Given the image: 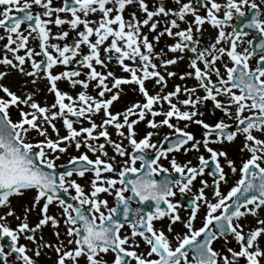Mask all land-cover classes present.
<instances>
[{
	"label": "snow or ice",
	"instance_id": "1",
	"mask_svg": "<svg viewBox=\"0 0 264 264\" xmlns=\"http://www.w3.org/2000/svg\"><path fill=\"white\" fill-rule=\"evenodd\" d=\"M174 3L175 7L163 2L150 6L149 0H61L59 5L54 0H0V41H4L0 45V65L6 69L0 71V80L10 70H16L32 77L33 84L37 79L46 80L47 92L54 96L53 103L41 105L34 99L35 93L17 95L0 84V208L7 209L0 214V241H5L0 243V264H37L34 257L47 248L56 253L55 264H264V247L260 244L264 219L257 215L264 208V139L254 135L264 134L261 6L255 0ZM133 6L135 10L126 19L125 11ZM245 6L251 15L237 29L230 22L234 16L245 17ZM200 8L206 10L205 16L198 14ZM189 14L193 20L181 29L178 21H185ZM162 21L163 27L158 30ZM206 22L218 34L210 38L207 47L198 50ZM50 25L58 31L53 33ZM62 25H67L68 30L62 29ZM226 26L232 27V31L225 32ZM248 30L255 34L253 40L246 41L251 50L237 51L238 44L244 43L243 38L250 34ZM70 31L74 35L68 40ZM194 31L198 34L195 38ZM149 33H154L151 39ZM163 36L175 41L167 45L168 52L187 50L195 54L194 58L189 56L191 71L179 77L194 79L195 86L177 84L173 90L164 91L167 78L176 76L169 66L183 56L165 58L167 53L163 49L157 52L156 43ZM255 37L259 40L254 43ZM30 41L38 42L36 48L30 46ZM257 55L255 66L250 65V59ZM113 61L127 77L97 70V66L108 69ZM26 63L30 70L25 68ZM58 65L64 70L54 73L52 69ZM61 80L68 81L72 88L79 86V91L75 95L61 91L57 83ZM149 80L159 85L155 94L145 87ZM125 84L137 85L143 102L132 104L123 112H112L121 85ZM90 87L96 90L95 95L89 94ZM208 101L234 125L224 120L210 125L197 118L203 115L198 106ZM12 108L17 111V120L11 118ZM101 113L97 123L93 117ZM56 120L62 122L66 135H59ZM140 121L151 129L167 127L171 131L157 143L152 142V137L158 131H148L137 139L134 125ZM181 121L185 122L183 127ZM76 123L81 127H74ZM45 124L57 139L49 137ZM191 124L203 129L200 139L187 130ZM109 126L122 138L120 142L111 139ZM31 131L44 139L31 142ZM238 135L244 140L241 151L248 153L239 168L225 151L210 146L231 143ZM123 140H127L128 147ZM106 145H111L114 155H108ZM72 146L86 151L71 156L57 174L55 161ZM201 148L209 155L200 154L196 165L170 158L174 152H200ZM117 156L126 158L118 161ZM162 160H167L169 166L165 167ZM224 165L233 176L239 173L226 193L220 190L222 182L228 183L229 173ZM206 169L212 177L211 185L200 179V187L193 192L194 181L203 177ZM86 173L93 174L87 191L73 179ZM162 174V179L155 178ZM209 187L213 189V199L206 195ZM29 191L35 194L21 217L12 209L11 201ZM177 193L182 197L191 193L186 218L179 214L183 205L175 200ZM62 194L75 203L67 202ZM102 194L114 197L116 207H110ZM54 202L61 209L66 243L60 239L59 231L54 233L55 244L43 241V236L38 242L37 231L46 226L59 228L61 220L48 214ZM132 203L143 207L133 209ZM37 208L40 218L30 226L28 215ZM201 209V226L196 227L194 222ZM249 215L257 217L259 226L245 232L240 221ZM8 217L19 223L12 227ZM164 218L168 220L167 232L154 224ZM177 223L184 231L174 233L173 225ZM126 226L128 231L122 232ZM21 237L34 247L19 243ZM218 240L224 241L222 249L214 247ZM141 243L145 250L137 251ZM230 243L235 247H228Z\"/></svg>",
	"mask_w": 264,
	"mask_h": 264
},
{
	"label": "flooded vegetation",
	"instance_id": "2",
	"mask_svg": "<svg viewBox=\"0 0 264 264\" xmlns=\"http://www.w3.org/2000/svg\"><path fill=\"white\" fill-rule=\"evenodd\" d=\"M156 1H158L159 3L160 2H165V0H156ZM218 2L223 4V3L226 2V0H218ZM255 2L258 5L261 6V17L260 18L264 19V0H255ZM175 6H176L175 3L173 2V7H175ZM243 10L245 12V17L234 16V19L230 22V24L236 26L237 29H239L241 27V25H242V22H246L247 18L251 15V12H250V10H249V8L247 6H245ZM198 14L201 15V16H205L206 15V10L204 8H200ZM218 15H220V18H222V14H218ZM192 20H193V17L191 16V14H189L186 17L185 21H178V23L180 24V28L183 29V28L187 27V24L190 23ZM202 27L207 28V32H206V34L203 33V36L207 35L209 38L214 39L216 37V35L218 34V30L216 28L212 27L207 22ZM173 30L176 31V29H173ZM224 30H225V32H230V31H232V27L226 26L224 28ZM248 31H249L250 34L243 38L244 41H245L244 43L238 44L237 51H243L245 48H249V50H251V46H249L246 43V41L247 40H253L255 34L252 33L251 30H248ZM193 35H194V38H195L198 34L194 31ZM258 40H259V37H255L254 43L258 42ZM188 55L189 56H195V54H192L190 52H188ZM224 59L226 60L227 58L224 57ZM257 59H258V55L253 57V58H251L250 61H249L250 65L255 66V63H256ZM221 70L223 71V69H221ZM213 80H215L214 76H213ZM153 87H155V85H151L149 87V89L153 90ZM129 93H130L129 98L130 99H134L135 95L132 92H129ZM141 97H142V95H141ZM142 99H143V97H142ZM203 105H207L208 113H206V111H205L202 116H199L197 118L204 120L206 123H208L210 125L215 124L216 122H218L220 120H224L226 123H228L230 125H234L235 122L232 121V120H229L224 115V113L222 111H220L219 109H216L214 107V105H212L211 101H208V102H206ZM130 119H134V117H131ZM156 119L160 120V119H162V117H156ZM173 122H175V121H173ZM184 123L185 122L181 121L180 122V126L183 127ZM134 128H135L136 133H137V136H136L137 139L142 138L143 134H145L148 131H153V132H157L158 131L159 134L158 135H154L152 137V142H154V143H157V142L161 141L163 139L164 135L168 134L171 131L167 127H162V128H160L158 130L148 128L146 126L145 121H140L137 125H134ZM187 130L192 132L196 136L197 139H200L201 136H202L203 129L200 126H198V125L191 124ZM254 135H256L257 137H259L261 139H264V134H262V133L254 132ZM117 137L118 136H116L115 139ZM126 142H127V140H126ZM243 142H244L243 136L242 135H238L237 138L231 143L225 142V143H222V144H212L210 146L213 147L214 149L225 151L227 153L228 159L233 160L235 162L237 168H239V166L241 164V161L248 157V153L247 152H242L241 151V148L243 146ZM125 147H128V143L125 144ZM129 151H130V148H129ZM200 154H204L205 157H207L209 155L207 152H205V150L203 148H201L200 152H195V151H189L187 153H183L182 151L181 152H174V153L170 154V158L174 156L179 163H185L187 161H191L192 165H196L198 163L197 157ZM125 158H121V159L118 158V159L122 160V159H125ZM220 162H221L222 165L224 164V158L223 157L220 158ZM162 163H163V165L165 167L169 166L167 160H162ZM224 167H225V172L229 173V175H228V183L225 184V183L222 182L221 186H220V190L222 192L226 193L229 190V188L233 185L235 179H237L239 177V173H237L235 176H233L229 172L227 166L224 165ZM207 171L208 170L206 169L205 175L203 177H198L197 180L194 181L193 192H195L197 190V188L200 187V185H199V180L200 179L207 180L208 183L211 185L212 177L207 175ZM86 175L87 176L91 175L89 177L92 178L93 174L92 173H86ZM105 175H111V174L105 173ZM172 177L178 178L177 174H172ZM155 178L158 179V180L162 179L163 178V174L161 176H157ZM80 184L82 186H84L86 191L88 190L89 183L87 181H86V183H82L81 182ZM70 191L72 193H74V191H72V190H70ZM205 191H206V195L208 196V198L209 199H213V196H212L213 189L211 187H209ZM126 195H128V193H126ZM190 196H191V193H187L183 197L179 193H177V195L175 197V200L181 201V203L183 205L179 209V214L181 215L182 218H186L189 215V210H190V206L191 205H190V203H188V201H189V197ZM131 207L133 209H135L136 207H143V206H140L137 203H132ZM202 215H203V209H201V212L198 214L197 219L194 222V225L196 227L201 226ZM154 224H155L156 228H163L165 230V232H167V224H168L167 218H164V219L158 220V221H154ZM16 225L17 224H13L11 226L15 227ZM173 230H174V233L175 232L184 231V229L182 228V226L179 223L173 225ZM169 235H170V239H171L172 236H171V234H169ZM0 243H5V241H0ZM19 243L24 244L26 246H29L30 248L34 247L30 241L24 239L23 237H21ZM5 251H8L7 247L5 248ZM30 253L31 252H29V254ZM50 258H51L50 256L34 257V259L37 260V264H55L56 257H55V261L54 262H51Z\"/></svg>",
	"mask_w": 264,
	"mask_h": 264
},
{
	"label": "rangeland",
	"instance_id": "3",
	"mask_svg": "<svg viewBox=\"0 0 264 264\" xmlns=\"http://www.w3.org/2000/svg\"><path fill=\"white\" fill-rule=\"evenodd\" d=\"M56 1L57 0H54V3L55 4H56ZM60 1H59V4L61 3ZM165 2H167V0H165ZM165 2H163V3H165ZM153 3H159V2L156 1V0H149L150 6H152ZM61 15L63 16L64 14H61ZM63 28H64V30H68V26L67 25H64ZM54 31L57 32L58 30H54ZM69 35H73L71 31H70V34ZM153 35H154V33H149V39H151ZM72 37L73 36H71V38ZM52 42H57V41H52ZM65 42L66 41H59V43H61V44L65 43ZM159 42L156 43V48L158 47ZM3 43H4V41H0V45H2ZM37 43H38L37 41H30V45L34 46L35 48L37 46ZM202 45H203L202 43L199 44L198 50H202V49L205 48ZM0 53H2V49H0ZM179 56H183V58H185L188 61V56L185 55L184 53H179ZM36 59L37 60H40V59H42V57H36ZM187 63L189 65V62H187ZM26 65H27L28 70H30V64L26 63ZM188 65H187V70L184 71V72L191 71V69L188 67ZM218 65H219V62H218ZM110 66H111V68H113V70H114V68L118 69V70H116L117 72L114 71L115 74L121 72L119 70V68L116 66L115 61L111 62L110 63ZM57 68H59V71H56L57 73H59V72H61V71L64 70L63 66H61V65H58ZM1 69L2 70H6L4 68V66L0 65V71H2ZM85 70L86 69H84L82 71H85ZM97 70L98 71H107L106 69H101V68L99 69V67L97 68ZM11 72H13L16 75L20 76L19 73L16 72V71H14V70H10L9 71V73H11ZM123 75H124V77H127L128 76L127 73H124ZM81 78H83V77H81ZM214 79H215V77H214ZM185 81H186V84L189 87H193L196 84V81L194 79L188 78L186 80H182V83L185 82ZM59 82L62 83L61 89L63 88L64 89L63 90L64 92H68L70 94V91L71 90L73 91V90L76 89V88H72L70 86V84L68 83V81H66V80H61V81H58L57 83H59ZM147 84H148L147 86L154 85V81L149 80V81H147ZM31 89H38L42 93H45V95H46L45 98L42 100V102H39L41 105H44L45 103L51 104V103L54 102V96L51 93L47 92V81L46 80L37 79L36 80V83H35V86L33 88H31ZM121 89H122V91H121V98H119V100L116 102V104L114 105V108L112 106V112H117V111L123 112L126 108L130 107L132 104H135V103H138V102H143V99L141 97V94L137 90L138 89V86L137 85H135V84H125V85H121ZM147 89H148V91H149L150 94H155L157 91H159V85H155V87H153V90L149 89L148 87H147ZM12 91L15 92L17 95H21V94L27 92L26 90H24V92H20L19 89L12 90ZM95 91H96L95 89L89 88V94L95 95ZM113 91H115V90H113ZM129 92H132L135 95V98L134 99H130L129 98V95H130ZM200 92H202V90ZM202 94H203V92L201 93V95ZM0 95H3V93H0ZM198 107H199V111L200 112L204 113L206 111V113H208L207 105H200ZM10 111H11V118L13 120H17L19 117H18V114H17L16 109L15 108H12V109H10ZM101 116L102 115L99 114V115L93 117V119H95L97 123H100ZM54 123H55L56 128L59 130V135L60 136L66 135V129L63 127L62 122L60 120H56V121H54ZM84 123H85V125L87 124L86 121ZM44 127L47 128L48 135H49L50 138H52L53 140L57 139L56 133L53 132L52 128L49 125L45 124ZM74 127L79 128V127H81V124L80 123H76L74 125ZM108 130H109V132L111 134V139L112 140H115L117 142H120L121 141V137H119V136L115 139V137L117 136V134H116L115 130L111 126H109V129ZM28 139L31 142L34 143L36 141H39V140L44 139V137H41V136L37 135L36 131H31L29 133V135H28ZM99 142L100 143H103L104 142L103 138H100V141ZM126 143H127L126 140H123V145L124 146H125ZM74 148L75 147L72 146V147H69L68 149H74ZM106 150L108 151V155H110V154L111 155H114V152L112 151L111 145H106ZM85 151H86V149L83 148V150L81 152H85ZM88 154L93 159L95 158V157L92 156V153H88ZM78 155H76V156H78ZM118 158L121 159V157H118ZM68 160H65V161L62 160V162L60 161L58 164H56L57 165V168H59L62 165H66L68 163ZM89 176H91V175H89ZM79 178L82 179V177H79ZM73 179H75V178H73ZM26 193H29V194H26ZM26 193L23 196H26L27 195L26 197H28V198H33V196L35 194L34 192H31V191L26 192ZM71 194H74V193L71 192ZM16 197L19 198L20 196H16ZM102 198H105V199L108 200L110 207H115L114 197H110V196H106L105 194H102ZM18 200L20 201L21 206H20V208L17 211L18 213H16V214L22 217L23 216V213H24V208L30 206L31 203H32V201L31 202L29 201L28 203H26L24 199H20L19 198ZM6 210H7L6 208H0V214H3ZM60 212H61V209L58 207V205L55 202L52 205L49 206L48 214L49 215H52L54 217L55 216L59 217V220H61V223H60L58 229H54L52 227H47L46 226L42 230L37 231L35 235L37 237V241L38 242H40L39 238L41 236H43V241H47V242H51V243L55 244L57 238H56V236H55L54 233L56 231H59L61 233V235H64L65 225L63 224V220H62V217L60 216ZM257 215H258V217L260 219H264V208L258 210V214ZM39 218H40V216H39V208H37L36 210L32 211L28 215L29 225L30 226L35 225V223L38 222V219ZM8 220H9V222H10L11 225L18 224L19 223V221L15 220L13 217H8ZM256 221H257V217H253V216L249 215V216H246L244 218H241V221L240 222L244 225L245 232H247L249 229H254L255 227H258L259 226ZM127 231H128L127 226L124 229H122V232H127ZM223 244H224V241L223 240H218L217 242L214 243V247L216 249H222ZM260 244H261V247H264V237L260 238ZM227 246L228 247H235V244L234 243H230ZM144 250H145V246L143 245V243H141V246H140L139 249H137V251H144ZM53 252L54 251L51 248L41 249L40 256H50L51 257L50 258V261L51 262H54L55 257H56V253L55 252L53 253ZM29 255H32V253H30ZM110 255L111 254H109V257L108 258H110Z\"/></svg>",
	"mask_w": 264,
	"mask_h": 264
},
{
	"label": "bare ground",
	"instance_id": "4",
	"mask_svg": "<svg viewBox=\"0 0 264 264\" xmlns=\"http://www.w3.org/2000/svg\"><path fill=\"white\" fill-rule=\"evenodd\" d=\"M59 1L60 0H57L56 1V4L57 5H59ZM173 2H174L173 0H167V2H165V3H166V6L173 7ZM134 10H135V6L128 8L125 11V18L127 19L129 12L134 11ZM137 15H140V13H137ZM50 27L52 28V32L53 33H56L54 30H58L55 26H51L50 25ZM63 27H64V25L61 26L62 29H64ZM162 27H163V21L159 25L158 30H159V28H162ZM202 29H203V33L206 34L207 28L202 27ZM144 31L147 32L148 29L145 28ZM2 34H3L2 31H0V35H2ZM72 34L74 35V33H72ZM73 35H69L68 39L69 40L72 39L71 36H73ZM202 41H203L202 42V44H203L202 46H204V47H207L211 43V40H210V38L207 35H205V36L202 37ZM174 42L175 41L171 37L163 36L160 39V42H159L158 47L156 48V51L159 52L161 49H163L167 53V56L165 58H172L174 56H179V53L180 52H177V53L168 52L167 45L173 44ZM53 43H55V42H53ZM30 46L33 47V48H35L32 45H30ZM21 54H23V52H21ZM184 54L185 55H188V52L186 51ZM102 55H103V53H102ZM187 62H189V59L187 61L185 58H183V59L178 60V62L175 65L169 66V70L175 72L176 73V76H173L171 78H167V85L168 86H167V88L164 89L165 92L173 90L174 86L177 85V84L181 85L182 87H185V86L186 87H189L186 84V81L182 83V80L179 78L180 77V74L181 73H184V71L187 70V65H188ZM157 63H159V61H157ZM98 67L99 66H97V68ZM25 68L28 69L27 68V65H25ZM106 70L107 71L110 70V71H113V72L114 71L117 72L116 70H118V69L114 68V70H113V68H111L110 63H109V67ZM14 71H16V70H14ZM52 71L55 73L56 71H59V68H57V66H56L55 68L52 69ZM161 71H163V70H161ZM123 74L124 73L121 71V72L117 73L116 75L119 76V77H124ZM19 75L20 76H18L15 73L11 72V73H9V75L7 77H5L4 79L0 80V84L6 85L7 87L10 88V90H17V89H19L20 92H24V90H26L27 92H33V93H35L34 99L37 100L38 102H42V100L45 98L46 95H45V93H42L38 89H31V88H33L35 86V84L31 83V80L33 78L32 77L23 76L20 73H19ZM109 79H111V78H109ZM147 85H148L147 82H145V87ZM61 86H62V83L59 82L58 83V87L60 88L61 91H63L64 89L63 88L61 89ZM77 91H79V86H77V88L75 90H73V91L71 90L70 91V94L74 95V94H76ZM201 93L202 92H199V94H201ZM119 98H121V94H120V97ZM117 101H115L113 103V105H112L113 108H114V105L116 104ZM164 107L167 108V105L165 104ZM110 110L112 111V107H111ZM101 115H102V113H101ZM82 150H83V148H81L79 151H77L75 148L74 149H68L67 152H65L63 154H60V158L57 159L55 161V163L58 164L60 161L62 162V160H64V161L65 160H68V159L71 158V156L80 154V152ZM109 156H112V155H109ZM117 160L120 161L118 158H117ZM73 178H75V180L78 181V183H81V182L82 183H86V181L89 183V181L91 180V177H89L87 175H85V177H82V179L79 178L78 176H74ZM26 194H29V193H26ZM26 196H20L19 198L20 199H24L26 203H28L29 201L31 202L32 201V198H28ZM19 198L13 197L12 198V201H11V207L15 211V213H18L17 211H18V209L21 206L20 201L18 200ZM55 217L59 220V217H57V216H55ZM60 239L63 240L64 242H66L64 235H61L60 236ZM81 264H83V261H81Z\"/></svg>",
	"mask_w": 264,
	"mask_h": 264
},
{
	"label": "water",
	"instance_id": "5",
	"mask_svg": "<svg viewBox=\"0 0 264 264\" xmlns=\"http://www.w3.org/2000/svg\"><path fill=\"white\" fill-rule=\"evenodd\" d=\"M56 171H57V174H58L60 171H63V168L62 169H59V170H56ZM62 198L65 199L68 202V200L65 198V196L63 194H62ZM120 213H122V206H121V209H120ZM120 213H118V215Z\"/></svg>",
	"mask_w": 264,
	"mask_h": 264
}]
</instances>
